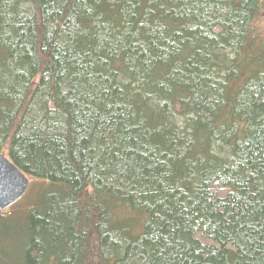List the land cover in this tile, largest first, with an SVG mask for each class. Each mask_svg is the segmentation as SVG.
Masks as SVG:
<instances>
[{
	"label": "trees",
	"instance_id": "obj_1",
	"mask_svg": "<svg viewBox=\"0 0 264 264\" xmlns=\"http://www.w3.org/2000/svg\"><path fill=\"white\" fill-rule=\"evenodd\" d=\"M263 12L0 0V264H264Z\"/></svg>",
	"mask_w": 264,
	"mask_h": 264
},
{
	"label": "water",
	"instance_id": "obj_2",
	"mask_svg": "<svg viewBox=\"0 0 264 264\" xmlns=\"http://www.w3.org/2000/svg\"><path fill=\"white\" fill-rule=\"evenodd\" d=\"M30 178L0 151V211L20 202L28 193Z\"/></svg>",
	"mask_w": 264,
	"mask_h": 264
},
{
	"label": "rangeland",
	"instance_id": "obj_3",
	"mask_svg": "<svg viewBox=\"0 0 264 264\" xmlns=\"http://www.w3.org/2000/svg\"><path fill=\"white\" fill-rule=\"evenodd\" d=\"M259 24H261V26H264V12L261 15V20L259 22ZM4 153V152H3ZM31 180V179H30Z\"/></svg>",
	"mask_w": 264,
	"mask_h": 264
}]
</instances>
